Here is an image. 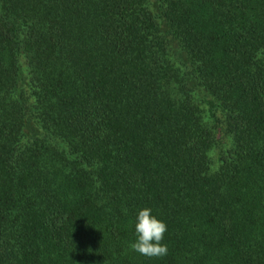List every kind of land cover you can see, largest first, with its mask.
Returning <instances> with one entry per match:
<instances>
[{
  "label": "trees",
  "instance_id": "obj_1",
  "mask_svg": "<svg viewBox=\"0 0 264 264\" xmlns=\"http://www.w3.org/2000/svg\"><path fill=\"white\" fill-rule=\"evenodd\" d=\"M0 264H264V0H0Z\"/></svg>",
  "mask_w": 264,
  "mask_h": 264
},
{
  "label": "clouds",
  "instance_id": "obj_2",
  "mask_svg": "<svg viewBox=\"0 0 264 264\" xmlns=\"http://www.w3.org/2000/svg\"><path fill=\"white\" fill-rule=\"evenodd\" d=\"M151 212L150 208L138 211L135 223L136 241L130 247L133 251L148 258H160L168 252L167 245L161 243L167 226Z\"/></svg>",
  "mask_w": 264,
  "mask_h": 264
}]
</instances>
